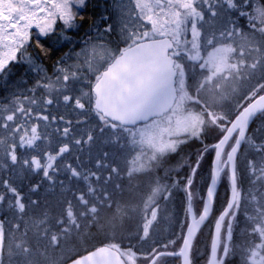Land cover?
Listing matches in <instances>:
<instances>
[{
  "label": "snow or ice",
  "instance_id": "obj_1",
  "mask_svg": "<svg viewBox=\"0 0 264 264\" xmlns=\"http://www.w3.org/2000/svg\"><path fill=\"white\" fill-rule=\"evenodd\" d=\"M14 62L0 264H264V0H0Z\"/></svg>",
  "mask_w": 264,
  "mask_h": 264
},
{
  "label": "trees",
  "instance_id": "obj_2",
  "mask_svg": "<svg viewBox=\"0 0 264 264\" xmlns=\"http://www.w3.org/2000/svg\"><path fill=\"white\" fill-rule=\"evenodd\" d=\"M89 14H91V10L89 11ZM97 15H98V13H97ZM41 39H43V38H41ZM64 50L66 51L67 49H64ZM59 55H60L59 51L54 52L52 54V58L55 59ZM43 64L48 67V70L50 73L51 72V60L45 59L43 61ZM26 67L27 66L25 64H22L19 62H14L12 72L9 74L7 81H4L3 78L0 77V102H6V98L8 97L9 93L14 91V89H12L8 86L12 85V84H16L21 76L24 77V80L26 81V83H21L19 85V87H21V88L31 87L34 80L36 79V76L32 72L25 73L24 70ZM221 193H223V189H221ZM125 194H127V192ZM125 194L123 197V199L125 201L135 202V198H134L135 195H133L134 193H130L129 196L125 195ZM47 198L49 200H54L55 197H54V195L50 194ZM128 226H129V224L126 223V227H128Z\"/></svg>",
  "mask_w": 264,
  "mask_h": 264
},
{
  "label": "rangeland",
  "instance_id": "obj_3",
  "mask_svg": "<svg viewBox=\"0 0 264 264\" xmlns=\"http://www.w3.org/2000/svg\"><path fill=\"white\" fill-rule=\"evenodd\" d=\"M129 194H130V193H127V194H125V195H128V196H129ZM133 195H135V194H133ZM14 263H15V261H14Z\"/></svg>",
  "mask_w": 264,
  "mask_h": 264
}]
</instances>
